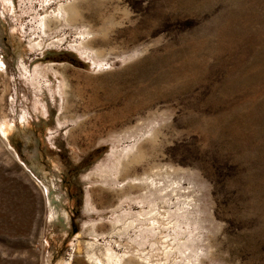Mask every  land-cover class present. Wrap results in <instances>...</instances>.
I'll return each mask as SVG.
<instances>
[{"label": "rangeland", "instance_id": "rangeland-1", "mask_svg": "<svg viewBox=\"0 0 264 264\" xmlns=\"http://www.w3.org/2000/svg\"><path fill=\"white\" fill-rule=\"evenodd\" d=\"M41 1L0 0V264H142L115 218L165 171L190 212L155 264H264V0H53L37 48Z\"/></svg>", "mask_w": 264, "mask_h": 264}, {"label": "bare ground", "instance_id": "bare-ground-1", "mask_svg": "<svg viewBox=\"0 0 264 264\" xmlns=\"http://www.w3.org/2000/svg\"><path fill=\"white\" fill-rule=\"evenodd\" d=\"M50 1H53V0H48V1L42 0L40 3L42 12H39L38 15L42 17L38 19L39 22H38L37 28L39 32L37 36L35 37L32 36L33 38H30L28 41L29 45L32 47L43 48L45 40L48 39V38L45 39L42 35L47 34V30L45 29L46 27V19H45L46 15L45 14L48 11V6L51 5ZM2 4H3V9H5L6 11L11 10L10 0H2ZM60 5L57 4L56 5L57 10L53 11L58 21L59 19H63V20L73 23L76 19H78L76 4L68 0L65 5L62 2L60 3ZM57 26L59 27V25ZM89 31L91 30L89 29ZM77 32L87 33L88 30H85L84 32H81V31H77ZM82 36L83 34H81L80 37ZM63 40H64L63 37L56 39V41H60V42ZM81 43L82 45L73 44L72 46L74 48L73 47L72 48L77 51H83V41L82 40H81ZM38 67L39 68L36 69L37 73L36 75H34V79H37V84L41 86L43 85L48 86V89L52 93V88L50 87V82H48V78L46 77V74L42 71V68L40 66ZM128 153L126 152L125 155L123 156H129ZM142 154H143V151L138 149L137 153L134 152L132 154L133 159L130 161L138 160L139 157L142 156ZM117 162L118 163L121 162V157L118 158ZM166 176H168L166 171L164 173L156 172L155 174L151 173V174H147L144 177H140L138 179L139 182L130 183L132 187H135L137 189L140 188L138 191H142V190L144 191L143 192L144 195L140 193L138 196V199L140 200L134 202L136 206H139V210H137L136 213H132L131 211L125 212V217L129 219L128 222H125L127 224H125L124 220L120 218L119 216H116L115 218L117 220L116 227L123 228V230H126V228H129V227H133V228L141 227L142 228L143 226H149V230H151L153 234L155 233V236L151 238L149 237L148 241L139 240L138 237L141 235L139 234V235L134 236L131 239V241L133 240L131 244H125L128 250H130V252H133L136 250V253H137L136 255L137 256L139 255L140 258L143 259L142 262L147 263V264H155V262H157L158 260L164 261L167 263L170 262L171 257H169V252L170 250H173L172 255H175L176 254L175 249L178 248L177 247L178 243H177V238H175L174 236H169L168 233H165V230L169 228L170 224L174 225L178 219L182 218V216H188L190 212L189 208L186 206L181 207V209L177 208L176 210L170 209L169 207V204L171 201V198L169 197L170 190L177 191L180 182H175L176 187H173L171 185V189L168 190L167 181L165 179ZM188 206H191V202L188 203ZM142 233L152 235V234H149L148 232H142ZM88 255L93 264H120L121 263V257L118 254L113 253L111 247L104 248V246L102 247L99 244H98V247H95V248L91 247V249L89 248ZM114 257L118 258L116 262L113 259ZM195 259L198 260L199 259L198 256H196Z\"/></svg>", "mask_w": 264, "mask_h": 264}]
</instances>
